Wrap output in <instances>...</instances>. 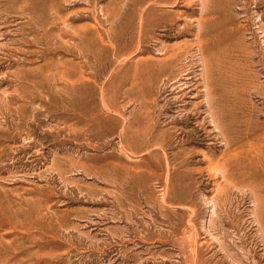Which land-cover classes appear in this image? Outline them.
Instances as JSON below:
<instances>
[{"label": "rangeland", "instance_id": "1", "mask_svg": "<svg viewBox=\"0 0 264 264\" xmlns=\"http://www.w3.org/2000/svg\"><path fill=\"white\" fill-rule=\"evenodd\" d=\"M51 1L0 0V255L264 264V0H209L206 19L200 0H135L124 20L119 0Z\"/></svg>", "mask_w": 264, "mask_h": 264}, {"label": "bare ground", "instance_id": "2", "mask_svg": "<svg viewBox=\"0 0 264 264\" xmlns=\"http://www.w3.org/2000/svg\"><path fill=\"white\" fill-rule=\"evenodd\" d=\"M5 1H6V0H5ZM23 1H24V0H23ZM33 1H34V0H33ZM52 1H53V0H52ZM52 1H51V2H52ZM55 1L57 2V0H55ZM155 1H156V0H155ZM158 1H164V2H166L165 0H158ZM167 1H168V0H167ZM170 1H171V0H170ZM178 1H182V0H173V2H178ZM208 1H209V0H200V3H201V4H202V3L205 4V6L203 5V6L205 7V8H203L204 12H203V10L201 9L203 15L205 16V19H206V17H209V16H210V12H211V10L213 9V8H211L210 11L207 10V8H206V4H207ZM210 1H212V0H210ZM224 1H225V0H224ZM224 1H223V2H224ZM35 2H37V1H35ZM47 2H48V1H47ZM221 2H222V1H221ZM223 2H222V3H223ZM227 2H229V1L227 0ZM230 2H231V0H230ZM232 2H233V1H232ZM235 2H236V1H235ZM20 3H21V2H20ZM22 3H23V2H22ZM117 3H118V2H117ZM166 3H167V2H166ZM171 3H172V2H171ZM225 3H226V2H225ZM233 3H234V2H233ZM52 4H53V2H52L51 4H49L50 7H52ZM209 4H211V3H209ZM2 5H3V4H2ZM22 5H24V4H21V6H22ZM32 5H33V4H32ZM34 5H35V4H34ZM34 5H33V6H34ZM49 5L47 4V6H49ZM207 5H208V4H207ZM228 5H229V4H228ZM231 5H232V4H231ZM231 5H230V6H231ZM21 6H20V7H21ZM135 6H137L135 0H119V7H118V4H117V7H118L117 9H118V10L116 11V13L119 14V18H121L122 20H124V19L126 18V15H127V14H129V13L131 14V12L135 10V9H133ZM146 6H147V5H146ZM148 6H149V5H148ZM174 6H175V5H174ZM208 6H209V5H208ZM226 6H227V5H226ZM41 7H42V6H41ZM200 7H201V6H200ZM224 7H225V6H224ZM24 8H25V7H24ZM26 8H27V7H26ZM149 8H150V7H148V8L145 7V9H148V11H149ZM214 8H215V6H214ZM227 8H230V7H227ZM22 9H23V8H22ZM33 9H35V8H33ZM43 9H44V8H43ZM49 9H50V8H49ZM53 9H54V8L52 7V10H53ZM0 10H1V9H0ZM54 10H55V9H54ZM150 10H151V9H150ZM223 10H224V9H223ZM230 10H231V9H230ZM49 11H50V10H49ZM55 11H56V10H55ZM55 11H54V12H53V11H50V13L52 12V14H51V15H52V16H51V22H52L53 24H55V21H56V20L61 21V20H60L61 18L59 17L60 15H59V16L56 15V12H57V11H56V12H55ZM20 12H21V10H20ZM20 12H19V14H20ZM29 12H30V11H29ZM46 12H47V11H46ZM224 12H225V11H224ZM230 12H231V11H230ZM33 13H34V12H32V14H33ZM48 13H49V12H48ZM144 13H145V12H144ZM202 13H201V14H202ZM2 14H3V13H2ZM21 14H22V13H21ZM21 14H20V15H21ZM25 14H26V13H25ZM38 14H39V13H38ZM136 14H137V13H136ZM145 14L147 15V16H146V18H147V17L149 16V15H148V12L145 13ZM150 14H151V13H150ZM27 15H29V14H27ZM27 15H26V16H27ZM30 15H31V14H30ZM35 15H36V14H34L33 17L38 18V17H36L37 15H36V16H35ZM47 15H48V14H47ZM67 15H68V14H67ZM142 15H143V14H142ZM261 15H262V14H261ZM3 16H4V15H3ZM41 16H42V15H41ZM143 16H144V15H143ZM181 16H182V15H181ZM236 16H237V15H236ZM18 17H19V16H18ZM24 17H25V15H24ZM27 17H28V16H27ZM47 17H49V16H46V18H47ZM61 17H62V16H61ZM140 17H142V16H140ZM149 17H150V16H149ZM20 18H21V17H20ZM35 18H34V19H35ZM40 18H41V17H40ZM42 18H43V17H42ZM143 18H144V17H143ZM143 18H142V19H143ZM18 19H19V18H18ZM21 19H22V18H21ZM38 19H39V18H38ZM38 19H37V20H38ZM205 19H203V18H202V19H199V20H198V25H197V26H199V27H198V31H197V32H198V33H197V37H196L198 43H196V44H198V47H199V49L201 50V53L199 52L200 55L202 54V49H204V44H208V43H207L208 41L206 40V39L208 38L207 36H209V35L211 34V32L213 31V28H212L211 26H210V27H208V26L205 27V26H204V25H205V23H204V22H205ZM4 20H5V19H4ZM37 20H35V21H37ZM41 20H42V19H41ZM43 20H45V19L43 18ZM146 20H147V19H146ZM8 21H9V20H8ZM8 21H7V22H8ZM28 21H29V20H28ZM37 22H38V21H37ZM41 22H43V21H41ZM46 22H48V19H46ZM118 22H119V21H118ZM139 22H140V21H139ZM145 22H147V21H145ZM178 22H179V21H178ZM28 23H29V22H28ZM35 23H36V22H35ZM63 23H65V22L63 21ZM142 23H143V22H141L139 25H141ZM40 24H42V23H40ZM143 24H144V23H143ZM143 24H142V25H143ZM1 25H2V24H1ZM7 25H8V24H7ZM7 25H6V26H7ZM34 25H35V24H34ZM37 25H39V23H38ZM44 25H45V24H44ZM44 25H43V26H44ZM46 25H47V24H46ZM48 25H50V24H48ZM122 25H123V24H122ZM26 26H27V25H26ZM30 26H31V25H30ZM41 26H42V25H41ZM41 26H40V27H41ZM67 26H68V25H67ZM143 26H144V25H143ZM143 26H142L141 28H143ZM163 26H165V25H163ZM0 27H1V26H0ZM45 27H46V26H45ZM126 27H127V26H126ZM138 27H140V26H138ZM52 28H53V25H52L51 28H48V29L52 30ZM54 28H55V27H54ZM141 28H139L140 31L143 30V29H141ZM144 28H145V27H144ZM3 29H4V28H3ZM5 29H6V27H5ZM42 29H43V28H42ZM42 29H40V30H42ZM58 29H59V28H58ZM122 29H123V30H122V34L125 35V34H126V29H125L123 26H122ZM224 29H225V28H224ZM30 30H31V29H30ZM36 30H37V28H36ZM40 30H39V31H40ZM43 30H44V29H43ZM45 30H47V29H45ZM50 30H47V32L50 31ZM165 30H166V29H165ZM168 30H169V29H168ZM1 31H2V30H1ZM52 31H54V30H52ZM60 31H61V30H60ZM60 31H59V32H60ZM44 32H45V31H44ZM70 32H71V31H70ZM166 32H167V30H166ZM1 33H2V32H1ZM11 33H12V32H11ZM31 33H32V32H31ZM240 33H241V32H240ZM48 34L51 35V33H48ZM52 34H53V33H52ZM62 34H63V33H62ZM140 34H141V33H140ZM1 35H2V34H1ZM3 35H5V34H3ZM7 35H8V34H7ZM14 35H15V34H14ZM49 35H48V37H50ZM66 35H67V34H66ZM66 35H65V36H66ZM123 35H122V36H123ZM60 36H61V35H60ZM65 36H64V37H65ZM237 36H239V35H237ZM237 36H236V37H237ZM44 38H45V37H44ZM30 39H31V38H30ZM48 39H49V38H48ZM233 39H234V38H233ZM53 40H54V39H53ZM208 40H210V39H208ZM211 40H213V39H211ZM235 40H236V39H235ZM66 41H67V40H66ZM206 41H207V42H206ZM230 41L232 42V40H230ZM231 42H229V44H231ZM28 43H29V42H28ZM10 44H11V43H10ZM58 44H59V43H58ZM234 44H236V43H234ZM238 44H239V43H238ZM25 45H26V44H25ZM234 46H235V45H234ZM196 47H197V46H196ZM198 47H197V49H198ZM53 49H54V48H53ZM239 49H240V48H239ZM68 50H70V47H69V49L67 48V51H68ZM233 50H234V48H233ZM235 50H236V49H235ZM244 50H246V49H244ZM6 51H7V50H6ZM13 51H14V50H13ZM206 51L208 52V49H207ZM246 51H248V50H246ZM7 52H8V51H7ZM204 52H205V51H204ZM207 52H206V53H207ZM204 54H205V53H204ZM240 54H241V53H240ZM243 54H245L244 51H243ZM2 55H3V54H2ZM205 55H206V54H205ZM205 55H201V56H202V59L204 60V61L202 60V61H203V62H202V66H203V63H204V66H203L204 68H203L202 71H203V72L205 71V73H203V72H201V73H203L204 75L206 74V76H205L206 79L204 78V79H205V84L203 83V84H204L203 87H205L204 92H205V94H206L205 97L207 98V97H209L210 94H211V89L209 88V84H208V80H209L210 78L207 79L208 76H210V75H207V73H209V72H207V70L210 69V67L208 66L210 63L208 64L207 60L209 61V58L207 59V58L205 57ZM6 56H7V55H6ZM206 56H207V55H206ZM208 56H209V55H208ZM244 57H245V56H244ZM200 58H201V57H200ZM212 58H213V57H212ZM164 59H165V58H164ZM168 59H169V58H168ZM5 60H6V59H5ZM168 63H169V62H168ZM172 65H173V64H172ZM216 65H217V64H216ZM210 66H211V65H210ZM208 67H209V68H208ZM218 69H219V68H218ZM175 70H176V69H175ZM211 70H212V69H211ZM215 70H216V69H215ZM214 72H215V71H214ZM55 73H56V72H55ZM171 73H172V72H171ZM189 73H190V72H189ZM201 73H200V74H201ZM181 74H182V73H181ZM187 74H188V73H187ZM190 74H191V73H190ZM194 74H195V73H194ZM194 74H193V75H194ZM210 74H211V73H210ZM212 74H213V73H212ZM204 75H203V76H204ZM170 76H171V75H170ZM49 77H50V76H49ZM174 77H177V76H174ZM178 78H180V75H179ZM197 78H198V77H197ZM176 79H177V78H176ZM65 80H66V79H65ZM191 80H192V79H191ZM191 80H189V82H190ZM175 81H176V80H175ZM185 81H186V80H185ZM209 81H210V80H209ZM212 81H213V80H212ZM70 82H71V81H70ZM173 82H174V81H173ZM174 83H175V82H174ZM174 83H173V84H174ZM187 83H188V81H187ZM192 83H193V82H192ZM210 83H211V82H210ZM214 83H215V82H214ZM171 84H172V83H171ZM181 84H186V83H182V82H181ZM187 85H188V84H187ZM190 85H191V84H190ZM69 86H70V85H69ZM176 86H177V85H176ZM182 86H183V85H182ZM182 86H181V88H182ZM192 86H193V85H192ZM195 86L198 87V85H196V84H195ZM195 86H194V87H195ZM210 86H211V85H210ZM179 87H180V86H179ZM184 87H187V86L184 85ZM214 87H215V86H214ZM176 88H177V87H176ZM191 88H192V87H191ZM173 89H174V88H173ZM201 89H203V88H201ZM163 90H164V89H163ZM175 90H176V89H175ZM177 90H178V89H177ZM196 90H197V89H196ZM65 91H66V90H65ZM182 91H183V90H182ZM189 91H190V89H189ZM201 91H202V90H201ZM217 91H218V90H217ZM184 92L186 93L185 90H184ZM69 93H70V91H69ZM167 93H168V92H167ZM173 93H174V92H173ZM178 93H179V92H178ZM191 93H192V92H191ZM162 94H163V93H162ZM174 94H175V93H174ZM186 94H187V93H186ZM186 94H184V95H186ZM188 94H189V93H188ZM212 94H213V93H212ZM212 94H211V95H212ZM179 95H180V94H179ZM181 95H182V94H181ZM190 95H191V94H190ZM195 95H196V94H195ZM197 95H198V94H197ZM217 95H218V94H217ZM217 95H216V96H217ZM141 96H142V95H141ZM192 96H193V95H192ZM176 97H177V96H176ZM176 97H175V99H176ZM181 97H182V96H180V98H181ZM214 97H215V95H214ZM186 98H188V96H187ZM209 98H210V97H209ZM211 98H212V96H211ZM218 98H219V96H218ZM178 99H179V98H178ZM207 99H208V98H207ZM214 99H215V98H214ZM216 99H217V98H216ZM201 100H202V99H201ZM217 100H218V99H217ZM176 101H177V100H176ZM206 101H207V100H206ZM215 101H216V100H215ZM218 101H222V102H223V100H218ZM173 102H175V101H173ZM181 102H182V101H181ZM181 102H180V103H181ZM183 102H184V100H183ZM201 102H202V101H201ZM207 102H208V101H207ZM184 103H185V102H184ZM205 103H206V102H205ZM220 103H221V102H220ZM224 103H225V102H224ZM207 104H208V103H207ZM210 104H211V103H209V105H210ZM215 104H216V103H215ZM228 104H229V103H228ZM195 105H196V103H195ZM216 105H217V104H216ZM221 105H222V104H221ZM224 105H225V107H227V106H226V105H227L226 103H225ZM236 105H237V104H236ZM212 106L214 107L213 104H212ZM219 106H220V104H219ZM222 106H223V105H222ZM229 106H230V105H229ZM231 106H232V104H231ZM199 107H200V106H199ZM213 107H212V108H213ZM200 108H201V107H200ZM222 108H223V107H222ZM234 108L236 109V107H234ZM214 109L217 110V109H219V107H218V108L215 107ZM226 109H228V108H226ZM229 109H230V107H229ZM229 109H228V110H229ZM243 109H244V108H243ZM246 109H247V108H246ZM190 110H191V109H190ZM195 110H196V109H195ZM206 110H207V109H206ZM208 110L211 111L210 108H209ZM224 110H225V109H224ZM236 110H237V109H236ZM167 111H168V110H167ZM193 111H194V110H193ZM196 111H198V110H196ZM199 111H200V109H199ZM210 111H209V113H210ZM212 111H214V110L212 109ZM245 111H246V110H245ZM187 112H188L187 114H189V111H187ZM201 112H202V110H201ZM204 112H205V111H204ZM207 112H208V111H207ZM215 112H216V111H215ZM218 112H221V111H218ZM222 112H225V111H222ZM228 112H229V111H228ZM232 112H233V109H232ZM232 112H231V113H232ZM190 113H193V112H190ZM229 113H230V112H229ZM233 113H234V112H233ZM233 113H232L231 116H229V117H232ZM164 114H165V113H164ZM194 114H195V113H194ZM204 114H205V113H204ZM204 114H203V115H204ZM211 114H212V112H211ZM216 114H217V113H216ZM235 114H237V113H235ZM235 114H234V115H235ZM245 114H246V113H245ZM180 115H181V114H180ZM182 115H184V114H182ZM196 115H197V114H196ZM208 115H210V114H208ZM218 115H219V113H218ZM220 115H222V114H220ZM226 115H227V114H226ZM165 116H166V115H165ZM187 116H189V115H187ZM187 116L182 117V119H180L179 117H177V118H179L180 120H179V119H176V120H175L176 117L173 118L174 120H170V119H169V120H170V123H172V124H173V123H175V124H179V123H181V125H182V123H183V124H184L183 126H185V124H187V122H186V118H187ZM211 116H213V115H211ZM211 116H210V117H211ZM236 116H237V115H236ZM129 117H130V116H129ZM190 117H191V116H190ZM208 117H209V116H208ZM222 117H223V116H222ZM227 117H228V116H227ZM169 118H171V117L169 116ZM194 118H195V117H194ZM196 118H197V117H196ZM224 118H225V117H224ZM236 118H239V117H236ZM236 118H235V119H236ZM230 119H232V118H230ZM191 120H192V118H191ZM194 120H195V119H194ZM209 120L213 122L212 119H209ZM214 120H215V119H214ZM227 120H228V119H227ZM237 120H238V119H237ZM248 120H249V119H248ZM166 121H168V120H166ZM205 121H206V120H205ZM205 121H204V122H205ZM210 121H209V122H210ZM216 121L218 122V118H217ZM228 121H229V120H228ZM233 121H234V120H233ZM192 122H193V121H192ZM201 122H202V121H201ZM201 122H200V123H201ZM222 122H223V121H222ZM236 122H237V121H236ZM246 122H247V121H246ZM196 123H197V121H196ZM202 123H203V122H202ZM220 123H221V122H220ZM234 123H235V122H234ZM247 123H248V122H247ZM210 124H211V123H210ZM212 124H213V123H212ZM222 124H223V123H222ZM222 124H221V125H222ZM229 124H230V123H229ZM235 124H236V123H235ZM190 125H191V124H190ZM198 125H201V124H198ZM225 125H226V124H225ZM238 125H239V124H238ZM238 125H237V126H238ZM240 125H241V124H240ZM242 125H243V124H242ZM248 125H249V124H248ZM211 126H212V125H211ZM213 126H214V125H213ZM213 126H212V127H213ZM216 126H217V125H216ZM227 126H228V125H227ZM232 126H233V124H232ZM234 126H235V125H234ZM245 126H246V125H245ZM253 126H254V125H253ZM174 127H175V126H174ZM179 127H180V126H179ZM188 127H189V126H188ZM208 127H209V126H208ZM220 127H222V126H220ZM250 127H251V126H250ZM185 128H186V127H185ZM198 128H200V127H198ZM214 128H215V127H214ZM232 128H233V127H232ZM238 128H240V127L238 126ZM181 129H182V128H180V131H181ZM183 129H184V128H183ZM191 129H192V128H191ZM200 129H201V128H200ZM219 129H220V128H219ZM229 129H230V128H229ZM247 129H248V128H247ZM247 129H246V130H247ZM164 130H165V129H164ZM188 130H190V129H188ZM188 130H187V131H188ZM202 130H203V129H202ZM213 130H215V129H213ZM216 130H217V129H216ZM223 130H224V129H223ZM226 130H227V132H228V129H226ZM235 130H236V128H235ZM241 130H242V129H241ZM178 131H179V130H178ZM182 131H183V130H182ZM193 131H194V130H193ZM220 131H222V130H220ZM232 131H233V130H232ZM184 132H185L184 134H186V130H185ZM224 132H225V131L222 132V137H219V138H224V140H225V142H226L225 145L227 144L229 147H228V149L226 150V154H225V156H224V158H223L224 162L222 161V164H220V165H223V166H222V169L225 168V166L228 167V165L234 164V161H235L236 157L239 155V151H238V153H237V152H233V150H235V149L232 148L233 144H236V143H237V142L235 141L236 138L234 139V136H233V139H232L231 137L229 138V137L225 136ZM238 132H239V131H238ZM187 133H188V132H187ZM191 133H192V132H191ZM195 133H196V132H195ZM230 133H231V131H230ZM230 133H229V134H230ZM243 133H244V132H243ZM207 134H208V132H207ZM219 134H220V133H219ZM226 134H227V133H226ZM229 134H228V135H229ZM234 134H235V133H234ZM241 134H242V133H241ZM152 135H153V134H152ZM173 135H174V134H173ZM189 135H190V132H189ZM200 135H201V134H200ZM230 135H231V134H230ZM236 135H237V133H236ZM238 135H239V134H238ZM242 135H243V134H242ZM154 136H157V135H154ZM211 136H213V135H211ZM215 136H218V135H215ZM220 136H221V135H220ZM239 136H240V135H239ZM180 137H181V136H180ZM204 137H206V136H204ZM213 137H214V136H213ZM177 138H178V137H177ZM183 138H184V137H183ZM181 139H182V138H181ZM174 140H175V139H174ZM217 140H218V139H217ZM219 141H220V139H219ZM163 147H164V146H163ZM163 147H162V148H163ZM226 147H227V146H226ZM254 147L256 148V146H254ZM237 148H238V147H237ZM249 148H250V147H249ZM249 148H248V149H249ZM160 149H161V148H160ZM248 149H247V150H248ZM251 149H252L251 151L253 152V148H251ZM161 150H163V149H161ZM256 150H257V148H256ZM256 150H254V152H255ZM236 151H237V150H236ZM248 152H249V151H248ZM259 153H260V152H259ZM244 154H245V153H244ZM247 154H248V153H247ZM249 155H250V154H249ZM251 155H252V154H251ZM258 155H259V154H258ZM244 156H245V155H244ZM244 156H243V157H244ZM203 157H204V155H203ZM205 157H206V156H205ZM205 157H204V158H205ZM250 157H251V156H250ZM206 158H207V157H206ZM245 158H246V157H245ZM207 159H208V158H207ZM241 159H242V158H241ZM210 160H211V159H210ZM248 160H249V159H248ZM203 161H204V160H203ZM216 162H217V161H216ZM216 162H215V163H216ZM211 163H212V162H210V164H211ZM208 165H209V164H207V166H208ZM211 165H212V164H211ZM211 165H210V166H211ZM213 165H215L214 167H216V168L218 167V165L216 166V164H213ZM213 165H212V168L210 167V168H211V172H210V169H209L208 172L212 173ZM208 167H209V166H208ZM216 168H214V169H216ZM205 169H206V168H205ZM219 169H220V166H219ZM229 169H230V167H229ZM217 170H218V169H217ZM204 171H205V170H204ZM213 171H214V170H213ZM225 171H226V169L224 170V172H225ZM208 172H207V173H208ZM222 172H223V171H222ZM229 173H230V171H229ZM229 173H228V175H229ZM246 173H247V172H246ZM230 174H232V173H230ZM224 175H226V174H224ZM245 176H246V175H245ZM222 177H223V176H222ZM225 177H226L227 179L230 178V177H227V176H225ZM222 179H223V178H222ZM230 179H231V178H230ZM225 180H226V179H225ZM233 180H234V179H233ZM226 181H227V180H226ZM230 181H231V180H230ZM227 182H228V181H227ZM231 182L234 184L235 181H234V182L231 181ZM228 183H229V182H228ZM246 184H247V183H246ZM230 185H231V184H230ZM221 190H222V189H221ZM254 206H255V205H254ZM254 211H255V210H254ZM17 212H18V211H17ZM211 213H212V212H211ZM44 214H45V213H44ZM257 216H258V215H257ZM258 218H259V217H258ZM209 221H210V220H209ZM259 221H260V219H259ZM263 221H264V220H263ZM209 223H210V222H209ZM213 223H214V222H213ZM258 224H259V222H258ZM208 226H209V225H208ZM258 226L260 227L261 225H258ZM211 228H212V227H211ZM261 228H262V227H261ZM205 229H206V228H205ZM258 229H259V228H258ZM206 230H207V229H206ZM209 230H210V229H209ZM208 235H209V234H208ZM3 241H4V240H3ZM5 246L8 247V245H5ZM3 247H4V246H3ZM4 248H5V247H4ZM4 248H1V249H4ZM224 254H225V252H224ZM226 254H227V253H226ZM0 256H1V257H0V264H8V262H6V259H5L2 255H0ZM12 264H13V263H12Z\"/></svg>", "mask_w": 264, "mask_h": 264}]
</instances>
